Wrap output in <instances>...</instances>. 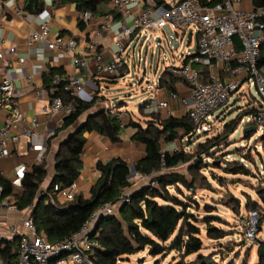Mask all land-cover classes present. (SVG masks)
<instances>
[{"label":"built area","instance_id":"built-area-1","mask_svg":"<svg viewBox=\"0 0 264 264\" xmlns=\"http://www.w3.org/2000/svg\"><path fill=\"white\" fill-rule=\"evenodd\" d=\"M211 1L214 3L209 4ZM113 4L121 9V16L132 17L131 21L119 30H113V24L121 17L114 19L111 15H101L98 23L101 29H93L89 27L93 17L91 12H78L80 20L91 29L87 34L86 47L93 54L97 75L104 79L126 78L130 68L128 57L123 56L125 49L141 38L146 40L147 44L153 42L154 46H161L166 38L171 55L164 50L160 59L165 69L181 79L188 93L183 95L177 90H172L163 95L164 99L152 101V98H149L142 104L144 103L146 112L167 109L168 117L173 114L171 106L175 110H181L182 114L185 112L192 125L189 137H202L211 132L220 119L217 111L227 105L242 86L246 90V96L250 87H254L261 98L248 101V108L254 110L246 115L245 119L242 117L239 123H243V129L249 126L255 128L254 132L250 133L257 134L254 143L244 147H251L259 153L263 169L259 171V176L264 178V63L260 64L258 61L260 45L264 41V8L254 7L252 0H168L160 4L155 0H113ZM166 28L171 30L168 35ZM49 32L50 25L48 21H44L38 28L30 31L27 45L39 54L45 47L61 52L74 49V40L71 37L59 35L50 41ZM101 32H110L113 35L116 50L110 59H106L98 50V37ZM191 47L194 48L190 50ZM14 51V47L7 50L10 53ZM3 55L4 51H0V57ZM139 60H142L140 54ZM16 62L24 65L25 57L20 56ZM143 62L145 64L146 60L143 59ZM72 63L84 66L87 61L75 57ZM161 74L156 81V87L162 90L163 88L158 86ZM146 82H149L148 78ZM52 83L56 86L63 85L72 100L64 103L61 96L50 98L41 111L44 118L39 119L37 115L26 116L19 109L17 92L10 80L5 77L0 81V107L7 110L5 122L0 125V158L12 154L20 136L27 139L43 137L51 126L55 127L62 122L67 112L74 110L76 100L88 102L92 100L96 90L92 78L76 79L55 74L52 76ZM39 94L38 91L37 95ZM115 106L116 103H112L108 108L113 109ZM123 113L122 111L123 118H126ZM15 125L18 132L12 133ZM240 161L246 165L243 158H240ZM144 183L156 185V182L150 181L149 178H145ZM54 189L57 190V186ZM77 192L74 182L62 190L61 195L71 199ZM128 194L129 191L124 192L120 202L128 201ZM1 196L0 185V240H17V256L12 264H95L93 254L99 248V243L92 235L99 233V218L116 213L117 207L116 204L110 203L100 205L70 237L50 242L38 233L29 212L30 207L19 211ZM51 202H54L53 198ZM262 207L249 211L244 229L246 238L253 237L255 245L258 244V224L261 214L264 215V204ZM3 212L7 215L22 212L24 216L22 215L19 221L3 226Z\"/></svg>","mask_w":264,"mask_h":264},{"label":"trees","instance_id":"trees-1","mask_svg":"<svg viewBox=\"0 0 264 264\" xmlns=\"http://www.w3.org/2000/svg\"><path fill=\"white\" fill-rule=\"evenodd\" d=\"M54 1L58 4H74L78 12L88 10L92 15H111L114 19L121 17L113 0ZM155 1L157 4L166 2ZM213 3L214 1L209 2ZM252 4L254 7L264 8V0H252ZM43 5V0H26L24 9L30 13H39ZM79 25L83 27L82 21ZM260 50L258 61L263 64L264 41L260 45ZM60 73H62L60 69L50 67L48 73L43 76V83L49 90L50 98L58 95L64 103H68L72 100L69 92L63 89V85L56 86L52 83V76ZM94 81L96 90L92 100L75 101L74 110L67 112L62 122L47 135L40 160L33 163L29 170L22 172L16 183L0 174L2 199L15 205L19 211L30 207L29 212L38 233L50 242L70 237L100 205L116 204V213L99 218V230L97 229L99 233L92 235L99 243V248L93 254L95 264H120L122 258H129L128 256L145 249H148L149 255L155 259L151 263H144L141 259L137 264H160L161 260L156 257H165L172 250L179 253V258L173 264H213L200 254L194 260L186 259L202 248L200 229L193 223L195 220L193 215L186 211L189 203L172 194L170 188L177 189L182 186L194 191L198 181L205 179L200 173L202 166L196 165L194 159L200 162L197 155L206 154L209 149L219 148L221 144L227 142L230 132L236 130L241 118L249 115L254 108L249 109L247 103L241 113L224 124L221 132L210 137L205 136L203 142L197 143V149L193 153L163 150L161 144L173 143L179 138L180 131L183 133L182 138L191 135L192 125L187 114L184 112L179 118L162 119L157 112L144 113V103H141L139 108L147 117L143 126L136 119L123 118L120 110L124 102L115 100L116 106L113 109L106 107L108 97L101 94L103 84L114 83L116 80ZM179 82L182 81L178 76L165 69L159 77L158 86L169 92L176 90ZM98 105L101 106L98 108ZM127 127L134 128L132 140L140 142L145 147V155L132 163L134 172L140 177L155 181L156 185L144 183L134 186L136 184L127 179L130 173L129 165L116 158L106 163L97 162L99 176L90 186L88 196L76 193L71 199L63 197L61 191L73 184L80 174L82 166L80 155L84 150L87 134L95 132L112 142H117L121 140L122 132ZM63 133H66V136L60 140L55 150V163L49 177L47 157L51 152L53 140ZM249 135L246 133L243 137ZM244 150L245 153L227 163L225 173L252 175L248 163H254L255 160L246 152L258 155L259 153L251 147ZM240 158L244 159L246 165ZM179 165L187 166L185 174L177 171ZM253 174L255 175V172ZM55 186L57 190L54 189ZM127 191L128 201L120 202L121 196ZM179 192L181 194V191ZM263 193L264 190L261 200H264ZM246 207H250L249 211L263 208L262 203L258 204L256 201L247 202ZM201 220L207 223L206 233L210 238L224 237L223 231L212 225L209 216L206 215ZM258 227L260 228V224ZM257 241V261L254 264H264V235L257 238ZM16 256L17 240H0V264H12Z\"/></svg>","mask_w":264,"mask_h":264},{"label":"rangeland","instance_id":"rangeland-1","mask_svg":"<svg viewBox=\"0 0 264 264\" xmlns=\"http://www.w3.org/2000/svg\"><path fill=\"white\" fill-rule=\"evenodd\" d=\"M235 7L237 8V5ZM159 11L160 9L156 13ZM170 32L171 30L166 28L167 35ZM193 48L191 47L190 50ZM164 50L171 55L166 38L163 39L161 46H154L153 42L147 44V41L141 38L127 47L123 56L125 58L128 57L129 75L119 80L113 79L116 80L114 83L103 84L101 94L108 97V100L105 102L106 107H110V104L114 103L115 100L121 103L124 102L121 111L124 112L123 114L126 119L128 118L127 116H130V111H132L133 119L141 122L144 126L147 117L144 115L145 111L144 113L141 112L139 105L154 97L156 81L165 69V65L160 59L161 53ZM139 54L142 60H139ZM143 59L146 60L145 64ZM146 78L149 79V82H146ZM244 89L242 86L234 97L230 98L227 105L217 111L220 119L217 120L214 129L207 135L182 138L183 133L180 131L179 138L171 144L162 143V149L193 153L197 149V143L203 142L205 136L210 137L215 133L221 132L224 124L241 113L250 99L258 100L261 98L254 87H250L248 96L245 95L246 90ZM100 106L98 105L97 107L99 108ZM243 117L245 119L246 116ZM235 129L234 132H230L228 141L221 144L219 148L209 149L210 151L206 154L201 153L197 155L200 162L192 158L196 165L202 166L200 173L205 177L202 181H198L194 191H190L182 186H179L177 189L170 188L172 194L177 195L182 201L189 203L190 206L186 211L193 215L195 218L193 223L200 229L202 248L198 252L187 256V260H194L200 254L206 260H211L213 264H254L257 261V246L253 243V237L252 239L246 238L244 229L246 220L249 218L250 209V207H246V203L256 201L258 204H264V200H261L262 191L264 190L262 189L264 188V178L262 179L259 176V171H263V169L261 168V160L258 154L247 151L248 155L251 154L250 158H254L255 160L254 163H248V167L252 171L251 176L234 175L224 172L228 165L227 163L233 161L241 153H245L244 149L246 147H242L252 146L257 135L250 134L249 137H243L242 122ZM258 144L261 143L258 142ZM54 153L55 151L51 150L48 156L54 158ZM131 167L130 165L132 176L129 180L134 184H138L139 181H142V178ZM186 167L185 165H179L177 171L185 174ZM254 172L256 176L253 174ZM178 190L181 191V194ZM206 215L210 217L212 225L223 231V238L212 239L207 235V223L201 220ZM263 216L261 214L259 219L260 228L257 238H262L264 235ZM16 221L19 220L16 219ZM128 257L122 258L120 264H137L141 259L144 260V263H151L155 259L149 255L148 249ZM156 258L161 260L160 264H173L179 258V253L172 250L165 257L158 256Z\"/></svg>","mask_w":264,"mask_h":264},{"label":"crops","instance_id":"crops-1","mask_svg":"<svg viewBox=\"0 0 264 264\" xmlns=\"http://www.w3.org/2000/svg\"><path fill=\"white\" fill-rule=\"evenodd\" d=\"M25 2L26 0H2L0 3V51H4V55L0 57V81L6 77L12 82L17 92V105L24 115H37L39 119H42L44 118L41 112L42 108L50 101L49 90L43 83V76L48 73L50 67L60 69L62 72L60 74L76 79H104L97 75L93 54L86 47L87 34L91 30L89 27L100 28L98 23L101 15H93L89 27L85 26L83 22V27H80L79 22L81 20L74 4H58L54 0H43L42 11L30 13L24 9ZM116 8L121 13V9ZM131 18V16H121L119 20L114 22L113 30L121 29L131 21ZM44 21H48L50 25L48 36L50 41L59 35H67L74 40V49L61 52L45 47L44 51L39 54L34 48L28 46V34ZM98 38L100 43L98 50L106 59H110L116 50L113 44V35L110 32H101ZM10 47L15 48L13 53L7 52ZM20 56L25 57V64L22 66L16 62ZM75 57L86 60L87 64L84 66L74 65L72 60ZM176 90L183 95L188 93L187 87L181 82L176 85ZM38 91L40 92L39 95H37ZM167 93L168 91L155 87L152 101L164 99L163 95ZM170 110L173 113L172 117L179 118L183 115L181 110H175L172 106ZM157 113L162 119L168 118L167 109H161ZM6 116L7 110L0 107V125L5 122ZM129 117L133 119L132 111H130ZM16 125L11 130L12 133L18 132L15 130ZM52 129L54 126H51V129L45 132L43 137L27 139L20 136L18 143L13 147L12 154L0 158V174L16 183L22 172L30 169L33 163L40 160L45 148L46 137ZM133 132L134 128H125L121 140L117 142H112L95 132L87 134L85 147L80 155L82 163L80 174L75 181L77 193H82L84 196L89 195L90 186L95 183L99 176L96 168L97 162L106 163L119 158L130 166L145 155L144 145L132 140ZM65 136L66 134L63 133L53 140L52 151H55L58 143ZM47 158L50 177L55 161L50 156ZM144 181L145 178H142V181L134 186L137 187ZM2 215L3 226L15 222L16 219L19 220L22 215L24 216L22 212L15 215H7L6 212H3Z\"/></svg>","mask_w":264,"mask_h":264},{"label":"water","instance_id":"water-1","mask_svg":"<svg viewBox=\"0 0 264 264\" xmlns=\"http://www.w3.org/2000/svg\"><path fill=\"white\" fill-rule=\"evenodd\" d=\"M254 130H255L254 126H249V127H246L243 129V133L244 134H246V133L250 134V133L254 132ZM131 169L134 171L133 167H131ZM131 176H132V173H129L127 175V179H129Z\"/></svg>","mask_w":264,"mask_h":264}]
</instances>
